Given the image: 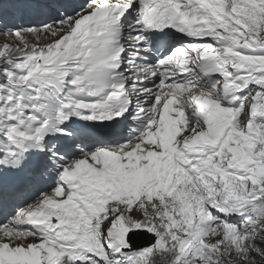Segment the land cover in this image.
<instances>
[{
  "label": "snow or ice",
  "instance_id": "snow-or-ice-1",
  "mask_svg": "<svg viewBox=\"0 0 264 264\" xmlns=\"http://www.w3.org/2000/svg\"><path fill=\"white\" fill-rule=\"evenodd\" d=\"M0 35V195L36 185L0 264H264V0H85Z\"/></svg>",
  "mask_w": 264,
  "mask_h": 264
},
{
  "label": "bare ground",
  "instance_id": "bare-ground-1",
  "mask_svg": "<svg viewBox=\"0 0 264 264\" xmlns=\"http://www.w3.org/2000/svg\"><path fill=\"white\" fill-rule=\"evenodd\" d=\"M83 0H62V4H65V5H72V4H76V2H82ZM46 2V1H45ZM58 6H64V5H58ZM2 15H4V12L2 13ZM83 123V122H82ZM81 123V124H82ZM80 124V125H81Z\"/></svg>",
  "mask_w": 264,
  "mask_h": 264
},
{
  "label": "rangeland",
  "instance_id": "rangeland-1",
  "mask_svg": "<svg viewBox=\"0 0 264 264\" xmlns=\"http://www.w3.org/2000/svg\"><path fill=\"white\" fill-rule=\"evenodd\" d=\"M3 42H4V40L0 38V43H3Z\"/></svg>",
  "mask_w": 264,
  "mask_h": 264
}]
</instances>
